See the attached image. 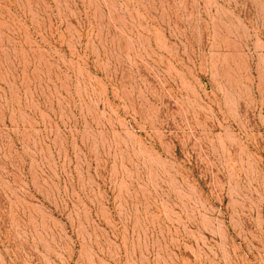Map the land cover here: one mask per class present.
<instances>
[{"label":"rangeland","instance_id":"rangeland-1","mask_svg":"<svg viewBox=\"0 0 264 264\" xmlns=\"http://www.w3.org/2000/svg\"><path fill=\"white\" fill-rule=\"evenodd\" d=\"M0 264H264V0H0Z\"/></svg>","mask_w":264,"mask_h":264}]
</instances>
